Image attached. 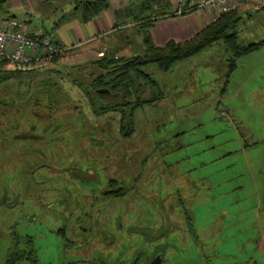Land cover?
<instances>
[{"label": "rangeland", "instance_id": "rangeland-1", "mask_svg": "<svg viewBox=\"0 0 264 264\" xmlns=\"http://www.w3.org/2000/svg\"><path fill=\"white\" fill-rule=\"evenodd\" d=\"M61 8L74 10L69 0ZM133 16L114 35L62 46L55 62L2 66L20 72L0 81V253L14 238L41 264H62L63 252L96 264L146 234L162 264H264V52L229 71L217 41L166 71L146 64L155 83L140 98H161L133 108L125 134L130 108L98 113L85 90L96 58L143 53ZM239 28L243 42L263 39L264 10ZM119 186L121 195L105 194Z\"/></svg>", "mask_w": 264, "mask_h": 264}, {"label": "trees", "instance_id": "trees-1", "mask_svg": "<svg viewBox=\"0 0 264 264\" xmlns=\"http://www.w3.org/2000/svg\"><path fill=\"white\" fill-rule=\"evenodd\" d=\"M7 0H0V15L7 14L5 3ZM168 0H142L141 6L148 14L141 17L140 12L133 16L135 23H138L137 29L141 33L143 43V53L132 56H119L112 53L103 54L92 61V64L97 74L92 78L88 87L91 90H85L89 104L93 111L105 113L108 111H121L122 108L129 107L128 113L121 115V125L128 127L125 134L133 131L134 115L131 111L133 108H138L146 103H151L160 96H153L150 99H141L139 93L142 92V85L155 83L150 74L143 70V66L149 63H155L160 70L166 71L178 61L191 57L202 49L212 45L217 41H222L226 45L227 50L231 54L229 71H232L236 65L235 60L245 54H248L262 45L264 40L256 42L240 43L237 38L236 26L240 19L237 10L229 11L220 14L218 17L207 23L193 36L184 41L169 40L163 45L153 43L150 29L153 23L159 17L174 16V12L170 11L167 5ZM190 0H185L182 9L186 12L196 11L191 7L185 11ZM168 6V5H167ZM81 13L80 20L88 22L103 10L109 7L107 0H84L80 3ZM160 9H164L160 11ZM59 56H56L52 61L55 62ZM6 61L0 58V81L10 78L12 75L19 73L20 70L4 69L2 66ZM93 71L91 74H94ZM136 79H142V82L135 84ZM80 85V83H79ZM97 88H107L111 93L116 94V97L106 94L97 93ZM92 93V94H91ZM101 98L104 102L99 101ZM127 114V115H126ZM113 193H122L118 191H109ZM106 192L105 194H109Z\"/></svg>", "mask_w": 264, "mask_h": 264}, {"label": "crops", "instance_id": "crops-1", "mask_svg": "<svg viewBox=\"0 0 264 264\" xmlns=\"http://www.w3.org/2000/svg\"><path fill=\"white\" fill-rule=\"evenodd\" d=\"M81 1L84 0H69V2L73 3L74 8L73 12H71V7L68 9L61 8L64 0H7L5 3L7 14L2 15H10L18 18L20 21H22L24 28L28 32L34 31L36 29H43L45 32L51 35L52 39L56 43L63 47L69 48L79 43L82 44L86 41L97 40L105 34H116L117 29H120L121 27L120 23L123 15H137L140 12L142 17L145 15L142 13L148 14V12L145 11L141 5L139 6V9H137L138 12L136 10L132 12V10H125V7H123L125 2L128 0H112L113 5L109 3V7L106 10H103L100 14L88 22H82L80 20ZM184 2L185 0H168L166 3L168 6L164 5V7H170V11L175 12L178 9H182ZM39 10L41 11L42 15L41 20L39 22H34L32 17L35 16L34 13ZM59 10H61L62 13H67L69 11L70 14L66 16L63 15L59 18L55 13V11L57 12ZM163 10L164 9H160V11ZM262 10H264V6L261 10L255 12H260ZM20 11L25 14L23 18H19L14 14L15 12ZM196 11L186 12L185 14H175L174 16L165 18L159 17L153 23L150 29L153 43L156 45H163L169 40L184 41L189 39L207 23L213 20L208 12L201 10ZM237 12L238 16L240 17L236 26V32L238 36L237 40L239 41L241 36V31L239 28L240 22L244 18L248 17L250 13L255 12L250 11L248 8H243L242 11ZM260 40H264V38ZM249 42H256V40ZM249 42L241 41L240 43ZM262 52H264V45L248 54L241 56L239 60H244L249 56L259 55Z\"/></svg>", "mask_w": 264, "mask_h": 264}, {"label": "built area", "instance_id": "built-area-1", "mask_svg": "<svg viewBox=\"0 0 264 264\" xmlns=\"http://www.w3.org/2000/svg\"><path fill=\"white\" fill-rule=\"evenodd\" d=\"M208 12L212 19L220 14L247 7L255 12L262 9L264 0H196L188 3L191 7ZM178 9L174 14H182ZM64 48L56 43L43 29L28 32L18 18L0 16V58L17 68H26L51 62ZM102 54V53H101Z\"/></svg>", "mask_w": 264, "mask_h": 264}, {"label": "flooded vegetation", "instance_id": "flooded-vegetation-1", "mask_svg": "<svg viewBox=\"0 0 264 264\" xmlns=\"http://www.w3.org/2000/svg\"><path fill=\"white\" fill-rule=\"evenodd\" d=\"M101 94H106L108 96L116 97V94H113L110 91L108 93H101ZM0 111L5 112V111H7V109L4 106L0 105ZM114 180H111L110 182H113ZM120 189L123 192L125 191L124 188L119 186L115 190L108 189L106 192L118 191ZM121 194L120 193H113V194H109V195L106 194V195L107 196H115V195H121ZM152 239H154V237H151V236L148 237L146 234L143 236V238H140V241L138 243L136 242L134 244L135 249H136V246L141 247L140 251H134L135 249L134 250L132 249L130 253L126 254V252L122 250V252L118 256H116V255L113 256L108 251V254H106L105 256H102V258L96 257L93 260L96 261V264H151L154 260L158 259L157 264H162L163 258L161 256L160 251H155L154 253L152 252L151 241H150ZM111 241H108V243L113 244L114 241L113 240H111ZM70 244H71V241H70ZM75 254H76L77 258L80 260L74 261V262L75 263L80 262V261L83 262L84 258L83 259L79 258L80 254L77 252H75ZM62 259L64 261L62 264H73L72 262H66L65 261L66 255L64 252H63L61 260ZM0 264H41V263H40L39 259L36 257L35 249L30 247V245H25L23 247V245L21 244V246H19V242L16 239L12 238V241L8 245L7 250L5 252L0 253ZM49 264H51V263H49Z\"/></svg>", "mask_w": 264, "mask_h": 264}, {"label": "water", "instance_id": "water-1", "mask_svg": "<svg viewBox=\"0 0 264 264\" xmlns=\"http://www.w3.org/2000/svg\"><path fill=\"white\" fill-rule=\"evenodd\" d=\"M97 93H108L109 90L107 88H98L96 89ZM158 263V259L154 260L151 264H157Z\"/></svg>", "mask_w": 264, "mask_h": 264}]
</instances>
